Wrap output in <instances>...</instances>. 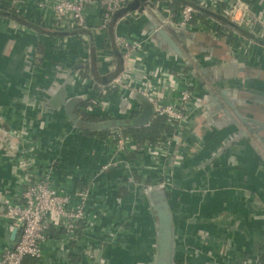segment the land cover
<instances>
[{"label":"crops","instance_id":"obj_1","mask_svg":"<svg viewBox=\"0 0 264 264\" xmlns=\"http://www.w3.org/2000/svg\"><path fill=\"white\" fill-rule=\"evenodd\" d=\"M98 1L85 9L89 30L75 38L32 29L33 25L47 29L53 18L49 9L27 3L23 16L12 12L22 19L18 21L0 0L5 8L0 12V248L14 241L1 215L6 203L17 198V129L31 130L30 136L39 143L40 165L55 161L54 183L70 196L112 157L114 149L105 143L106 137L84 136L70 123L66 109L70 101H77L74 115L83 121L80 101L97 97L100 88L123 69L132 68L123 63L116 47L117 36H125L143 42L141 60L147 71L163 68L172 76L166 89L159 87L162 104L175 101L183 77L194 98L160 169L138 151L128 155V164L120 163L102 175L90 193V204L99 206L92 234L115 240L98 248L101 261L153 264L156 218L142 192L148 167V174L159 173L167 182L175 259L180 264H218L228 256L263 251L264 46L245 38L229 23L227 31L236 46L219 33L188 31L194 36L177 43L184 59L166 56L143 33L163 19L175 22L180 6L159 0L137 11L138 17L125 14L114 19L110 29L92 33L98 24ZM234 1L221 0L222 7ZM242 1L264 21V0ZM167 8L169 16L164 13ZM138 75L143 80L144 75ZM149 82L156 83H143ZM130 93L111 94L105 114L137 115L139 106ZM98 110L96 115L101 114ZM134 177L140 182H134ZM124 188L126 193H121ZM65 239L63 231L51 230L44 258L26 259L24 264H100L86 257L83 241L60 247Z\"/></svg>","mask_w":264,"mask_h":264},{"label":"built area","instance_id":"obj_2","mask_svg":"<svg viewBox=\"0 0 264 264\" xmlns=\"http://www.w3.org/2000/svg\"><path fill=\"white\" fill-rule=\"evenodd\" d=\"M133 1L135 0H99L97 5L99 10L98 24L90 31L99 33L108 30L114 13L124 9ZM191 1L264 41V21L261 15L254 14L242 0H235L226 7H222L221 0ZM27 3H34L39 9H49L51 11L53 18L46 26L50 32H71L75 29L89 30L85 9L87 6L94 4L93 0H59L53 4L41 0H4L3 2L9 7V10L22 16ZM164 13L169 16L171 11L167 8ZM127 15L138 17L137 11ZM176 15L175 22L166 18L159 22V27L173 26L185 31L219 33L236 46L237 42L230 38L225 27L221 26L213 17H199L198 10L193 6L189 4L181 5ZM66 40L68 42L71 38ZM142 44L143 42L137 39L117 36L116 46L121 54L122 61L124 64H132V68L123 69L107 87L100 88L98 96L88 100L92 103V107L88 110L91 111L97 108L101 114L110 117V119H115V115L108 116L105 114L109 98L113 93L129 91L145 98L153 107V120L157 117H164L172 125L173 132L157 143L137 145L120 128L110 130L105 138V143L114 149L112 157L99 167L83 189L75 190L74 195L70 196L57 188L54 183L55 161H50L44 166L40 165L38 160L39 143L38 140L32 139L30 136L31 130L28 127L17 129L15 136L18 148H16L17 158H15L14 164L19 183L17 198L13 203H6L1 215L2 219L9 225V230L15 231V238L13 242L0 248V264H24L26 259L36 261L43 259L44 248L49 242L51 230L65 233V244H61L60 247L81 241L86 243V257L89 260L94 259L93 255L98 248L109 244V241L114 243V237L110 235L104 238L92 234L96 229V223H98V217L96 216L99 211L97 207L99 206L96 205L97 207H95L90 204V193L96 187L102 175L110 169L118 167L120 163L128 164V161H126L128 155L136 154L138 151L146 157L148 156L151 163L157 165V168L160 169L163 158L168 155L171 143L176 138L175 132L178 126L191 111L190 104L194 98V94L187 88L188 85L183 77L180 79L182 88L178 91L175 101L169 105L161 103L157 96L159 87L165 85L164 89H166V83L168 85L172 83V76L163 68L151 72L147 71L144 61L141 60V54H144ZM138 74L144 75L143 80ZM144 80H152L156 83L155 85L150 84V82L149 84L143 83ZM108 89L112 90L110 94H108ZM130 117L132 116L129 115L128 119ZM40 126L41 123H39ZM148 166L146 165L145 168ZM148 169L147 178L150 177L153 184L157 182L165 185V187L167 186L165 177L160 179L159 173L158 175L148 174L151 172V167H148ZM262 246H264V241ZM261 257H264V249L263 251L257 249L255 254L228 256L218 264H264V260L261 261L260 259Z\"/></svg>","mask_w":264,"mask_h":264},{"label":"water","instance_id":"obj_3","mask_svg":"<svg viewBox=\"0 0 264 264\" xmlns=\"http://www.w3.org/2000/svg\"><path fill=\"white\" fill-rule=\"evenodd\" d=\"M145 0H135L127 7L122 9L124 14H128L135 11H142L144 9ZM142 7L140 10L138 8ZM236 32L244 36L245 38L251 40L254 43H258L264 46V41L257 38L256 35L233 25ZM53 34H57L54 32ZM143 35L148 37L149 42L153 47L161 49L166 56L178 57L184 59L183 54L177 43L184 41L187 38H190L192 35L190 32L178 29L173 26H167L162 29L156 24L149 25ZM131 97H134L136 100L139 111L134 117L125 119L122 121L128 127L140 128L148 127L153 121L154 111L152 105L145 99L137 95L129 94ZM78 105L77 101H70L67 104V117L73 127L78 129H87L93 127L90 123H85L75 117L74 110ZM119 121L110 120L107 122H102L94 125V127H102L104 129H118L120 126L117 124ZM145 198L149 204L151 211L154 213L156 218V243L154 245L155 257L153 264H176L175 259V236H174V224L172 220V214L169 209L166 187L163 184H149L145 185L142 188ZM12 240L15 238V231L12 232ZM102 249L95 251L93 258L98 261L100 264H103L101 261Z\"/></svg>","mask_w":264,"mask_h":264},{"label":"trees","instance_id":"obj_4","mask_svg":"<svg viewBox=\"0 0 264 264\" xmlns=\"http://www.w3.org/2000/svg\"><path fill=\"white\" fill-rule=\"evenodd\" d=\"M156 1H159V0H145L144 6L149 5L151 3H154ZM167 1L168 2L170 1L175 6H177V5L181 6V5L189 4L198 10V14H199L198 16L199 17H207V16L213 17V18L219 20L223 26H226L225 27L226 30H228V31L231 30L229 22L226 19H224L223 17H220L219 15H216L215 13H212L206 9L199 7L198 4L195 3L194 1H191V0H167ZM141 8L142 7L138 8V9L140 10ZM4 10H5L4 7H0V12L4 11ZM9 14H11V16H13V17H17L15 19L18 21L22 20V19H20V17L14 15L12 13V11L9 12ZM124 15L125 14L122 12V10L114 13V15L112 16V20L108 26V29H110L112 27L114 19H118L119 17L124 16ZM32 29L39 31V33H42L45 35H50V31L45 29L44 27H39V26L33 25ZM83 34H86V31L82 30V29H75L71 32H60V35H64V36L67 35L68 37H75V38L80 36V35H83ZM117 49H118V47H117ZM118 52H119V50H118ZM119 56H121L120 53H119ZM82 75L84 76V78L87 77V75H88L87 71L82 72ZM103 87H107V86L105 85ZM108 90H109L108 94H110L112 90L111 89H108ZM79 106H80V108H82V111L84 110L82 115H81L82 120L87 122V123H90L93 126L91 128H87V129H80L82 134L84 136H87V137H97L99 139L105 138L109 134L110 129H104L102 127L98 128V127H94V125L99 124L100 122L110 121V118L103 115V114H97L96 115L95 113H97V112L94 111L95 109H93L92 113H88L86 110L92 107V103L89 102L87 99H83L82 101H80ZM96 110H97V108H96ZM132 116L134 117L135 115H132ZM125 118L128 119V117H117L114 120L119 121V123L117 122V124L120 126L119 128L126 135H128L133 141H135L137 145H142L145 143H149V144L157 143L161 140H164V138L166 136H168L172 131V125L164 117H157L151 122V124L148 127H140V128H133V127L126 126L125 124L122 123V121H124ZM134 182L139 183L140 181H139V179H136V177H134ZM144 184L145 185L153 184L151 182L150 177H148V180L145 181ZM120 192L126 193V189L125 188L121 189ZM260 259L262 261V260H264V257H261ZM176 264H180V261L177 259H176Z\"/></svg>","mask_w":264,"mask_h":264},{"label":"rangeland","instance_id":"obj_5","mask_svg":"<svg viewBox=\"0 0 264 264\" xmlns=\"http://www.w3.org/2000/svg\"><path fill=\"white\" fill-rule=\"evenodd\" d=\"M132 193H137V191L135 192V190L134 189H132ZM143 202H144V204L146 203V201L145 200H142ZM145 264V263H144Z\"/></svg>","mask_w":264,"mask_h":264},{"label":"flooded vegetation","instance_id":"obj_6","mask_svg":"<svg viewBox=\"0 0 264 264\" xmlns=\"http://www.w3.org/2000/svg\"><path fill=\"white\" fill-rule=\"evenodd\" d=\"M194 35H190V37H192ZM185 41V40H184ZM185 43V42H184ZM190 44H187V49L189 48ZM215 70V69H214ZM205 73V72H204ZM126 119V118H125Z\"/></svg>","mask_w":264,"mask_h":264}]
</instances>
